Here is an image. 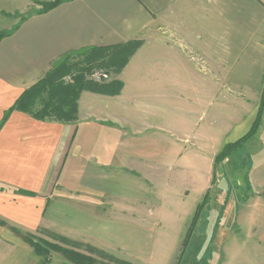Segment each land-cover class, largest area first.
<instances>
[{
  "label": "crops",
  "instance_id": "obj_1",
  "mask_svg": "<svg viewBox=\"0 0 264 264\" xmlns=\"http://www.w3.org/2000/svg\"><path fill=\"white\" fill-rule=\"evenodd\" d=\"M31 1L0 0V264H34L23 231L102 213L105 190L94 183L169 165L184 139L226 131L234 113H218V71L222 84L253 85L264 70V0H65L9 30L13 7ZM134 40L114 76L121 91H82L77 120L13 109L63 55ZM113 194L120 204L121 190Z\"/></svg>",
  "mask_w": 264,
  "mask_h": 264
},
{
  "label": "rangeland",
  "instance_id": "obj_2",
  "mask_svg": "<svg viewBox=\"0 0 264 264\" xmlns=\"http://www.w3.org/2000/svg\"><path fill=\"white\" fill-rule=\"evenodd\" d=\"M46 1L13 7L5 24L12 30L40 11ZM84 58L76 54L71 61L83 69L89 66ZM98 64L85 74L86 79L114 80L113 69ZM221 74L219 70L218 113L232 108L233 125L200 143L184 139V148L178 153L170 150L169 165L147 166L143 174L132 172L121 182L94 183L105 190L98 202L102 213H76L73 224L59 220L57 230L21 231L33 251L34 264H264V101H260L264 70L255 73L253 85L222 84L226 80H221ZM232 74L234 81L242 80L237 71ZM64 80L71 82L72 76ZM259 110L257 132L229 157L215 163L227 143L250 132ZM114 189L121 190L120 204L114 202ZM206 194L208 204L185 246L196 208ZM74 200L82 205L81 196ZM115 205H121V212Z\"/></svg>",
  "mask_w": 264,
  "mask_h": 264
},
{
  "label": "trees",
  "instance_id": "obj_3",
  "mask_svg": "<svg viewBox=\"0 0 264 264\" xmlns=\"http://www.w3.org/2000/svg\"><path fill=\"white\" fill-rule=\"evenodd\" d=\"M63 0H49L41 3L42 9L37 13H45L57 7ZM5 33L0 34V39ZM141 41L134 40L116 46L98 47L81 52H71L55 62L47 74L36 84L27 89L17 100L13 109L27 112L40 120H55L69 122L77 120L78 99L82 91L94 90L101 93L117 94L121 91L122 83L118 80L109 82H95L86 79V73L91 71L94 64L108 65L115 73H119L129 58L135 53ZM84 55L86 66L83 69L77 68L71 58L73 55ZM98 64V65H99ZM79 69V70H78ZM80 72L79 74H75ZM72 76L71 82L64 78ZM264 101L262 96L261 103ZM262 110H259L258 118L253 128L245 136L235 142L227 143L221 152L216 156L215 163H219L229 157L235 150L241 148L258 130L260 126ZM208 204V195L199 203L193 216L191 226L188 228L184 245L187 246L193 235L194 225L200 218L202 209ZM27 239V238H26ZM29 241V240H28ZM37 247L36 245H34ZM38 248V247H37Z\"/></svg>",
  "mask_w": 264,
  "mask_h": 264
}]
</instances>
